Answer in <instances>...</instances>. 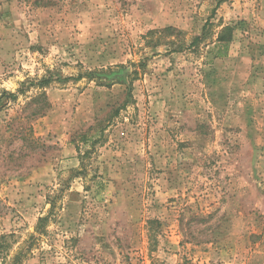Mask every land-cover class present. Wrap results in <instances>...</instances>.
Instances as JSON below:
<instances>
[{
    "label": "rangeland",
    "instance_id": "obj_1",
    "mask_svg": "<svg viewBox=\"0 0 264 264\" xmlns=\"http://www.w3.org/2000/svg\"><path fill=\"white\" fill-rule=\"evenodd\" d=\"M42 76L0 104L9 257L51 196L21 264H264V0H0V97Z\"/></svg>",
    "mask_w": 264,
    "mask_h": 264
},
{
    "label": "trees",
    "instance_id": "obj_2",
    "mask_svg": "<svg viewBox=\"0 0 264 264\" xmlns=\"http://www.w3.org/2000/svg\"><path fill=\"white\" fill-rule=\"evenodd\" d=\"M240 22L235 23H228L224 24L216 36V42L218 43V46L216 48L215 57L216 58H223L227 56L228 47L229 44L234 39V33L237 30V26ZM210 24L209 18L205 21V23L202 26V33L200 35H197L193 38V40L190 43V46L197 45L201 42V40L206 36L205 31L207 30L208 25ZM94 73H86L85 76H93ZM82 76L78 75L77 77H74L75 80H79ZM52 80L51 76H42L40 79L35 80H27L26 82H21L20 87L15 92H9L6 90L2 91V97H0V104H3L2 99H16L19 94H22L26 91V88L29 86H36L38 88L44 87L48 85ZM40 96H45V93H40ZM46 104V101H44ZM54 197L48 196V204L49 208L47 213L44 216H40L37 218V222L34 228L33 233L29 234V239L24 242L25 247H20L13 255L12 257L10 255L12 244L14 241H10V238L14 236L13 233L9 234H2L0 235V264H21L24 257H26L27 253H30L32 251L33 244L37 240V235H44L47 231L48 223L53 219V216L56 212V202L54 201Z\"/></svg>",
    "mask_w": 264,
    "mask_h": 264
}]
</instances>
